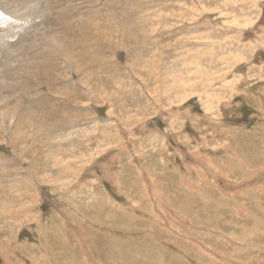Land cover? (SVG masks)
I'll return each mask as SVG.
<instances>
[{"label":"rangeland","instance_id":"rangeland-1","mask_svg":"<svg viewBox=\"0 0 264 264\" xmlns=\"http://www.w3.org/2000/svg\"><path fill=\"white\" fill-rule=\"evenodd\" d=\"M0 264H264V0H0Z\"/></svg>","mask_w":264,"mask_h":264},{"label":"bare ground","instance_id":"bare-ground-1","mask_svg":"<svg viewBox=\"0 0 264 264\" xmlns=\"http://www.w3.org/2000/svg\"><path fill=\"white\" fill-rule=\"evenodd\" d=\"M192 26V25H191ZM227 56V55H226ZM195 58V57H194ZM156 66V65H155ZM175 68V67H174ZM155 69V68H154ZM171 75V74H170ZM88 78V77H87ZM90 78V77H89ZM175 78V77H174ZM187 89V88H186ZM91 146V145H90ZM83 164V163H82Z\"/></svg>","mask_w":264,"mask_h":264}]
</instances>
